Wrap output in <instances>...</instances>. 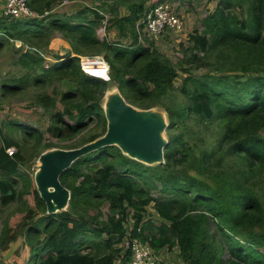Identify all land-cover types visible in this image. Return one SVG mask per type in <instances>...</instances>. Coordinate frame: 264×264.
I'll use <instances>...</instances> for the list:
<instances>
[{"label": "trees", "instance_id": "1", "mask_svg": "<svg viewBox=\"0 0 264 264\" xmlns=\"http://www.w3.org/2000/svg\"><path fill=\"white\" fill-rule=\"evenodd\" d=\"M63 1L28 0L36 17L0 16V49L13 40L28 45L18 58L25 73L7 78L0 101L28 87L61 83L67 89L36 93L35 100L50 114L47 131L52 136L66 140L82 135L69 148L106 133L102 100L112 84L139 108L162 103L170 119L168 131L182 128L171 132L164 163L147 165L114 145L77 159L60 177L71 191L68 210L49 214L22 167L30 155L40 156L56 144L45 142L35 126L4 123L0 202H22L23 217L15 226L9 219L3 223L0 264H128L131 250L120 246L128 238H139L158 254L179 248L182 264H264V0H208L216 1V7L203 29L190 34L180 68L137 30L148 9L161 0H103L71 15L55 12ZM122 8L128 13L122 14ZM106 13L121 36L131 35L128 44L99 38ZM58 35L71 49L46 64L39 51ZM73 53L103 55L110 80L85 73ZM201 68L206 72L200 76L192 72ZM92 70L107 76L103 64L94 63ZM179 70L187 74L180 88L187 101L173 109L166 102L177 89ZM59 98L64 111L57 110ZM203 124H213L211 138L203 147L191 144ZM9 147L15 148L13 155ZM155 190L160 194L154 195ZM30 194L34 206L26 199ZM151 203L160 218L156 222L144 220ZM19 237L26 240L20 251L26 258L3 261L2 253Z\"/></svg>", "mask_w": 264, "mask_h": 264}, {"label": "rangeland", "instance_id": "2", "mask_svg": "<svg viewBox=\"0 0 264 264\" xmlns=\"http://www.w3.org/2000/svg\"><path fill=\"white\" fill-rule=\"evenodd\" d=\"M103 0H74V1H66L64 0L63 3L59 2L55 8V12L60 14H75L78 10L86 7L91 6L95 7L100 5ZM6 0H0V16L4 15V6ZM166 4L170 7L172 13L177 15L180 19L181 26L180 27H167L164 32L154 35L148 34L146 29L141 27V25L137 24V30L139 36L145 40V38L153 41L155 45L159 48V50L168 56L174 64L180 68V63L184 58V54L186 53V49L190 47L189 36L191 33H194L196 30L201 31L203 29V22L206 16L212 12L216 7V1H208V0H161L151 9L157 5ZM151 5V2L148 4ZM149 8V9H150ZM122 14H127L128 11L126 8L121 9ZM38 15H33L36 17ZM32 17V16H27ZM112 16L106 13V17L102 25L98 28L97 34L100 39H107L109 41L120 42L122 44H128L131 41V35L128 34V37H123L120 35V30L117 26H113L110 18ZM11 19V18H10ZM144 20V18H143ZM142 20V21H143ZM13 40V39H11ZM71 49L70 44L60 35L56 36L54 39L51 40V44L48 48L44 49L43 52L46 56V64L52 65L55 63L56 57L65 55ZM24 52L22 49H18L15 44V40H13L10 44H7L2 49H0V93L2 92L1 86L7 80V78L22 76L25 73L24 68L18 63L19 56ZM76 56H79L77 53H73ZM72 54V55H73ZM73 55V56H74ZM100 63L101 62H95ZM94 73L96 70H92ZM194 73L200 76L202 73L206 72L204 68L201 69H193ZM180 76L175 80L176 90L172 92V96L170 100L166 102L168 106L173 107V109L179 107L183 103L187 101V99L183 96L180 91L182 86V82L184 77L187 76L186 73L179 70ZM75 86V85H74ZM67 89L66 87H62L61 83H56L49 87H41V86H32L28 87V89L24 93H8L6 96L2 97L0 101V128L3 130H7L4 126V123L10 121H19L21 124H29L39 128L43 131L45 135V142L51 141L54 142L56 145L52 149H71L67 145L73 142H76L81 138L82 135L75 137L74 139H66V140H59L52 136L48 131L47 128L51 125L52 120L50 118V114L45 110V108L37 103L35 100L36 93H54V89ZM63 90V91H64ZM118 93L117 84H112L106 90V93L103 97L102 104L104 107L107 106L111 96L113 94ZM59 97V96H58ZM57 97V98H58ZM65 104L61 102V98H59L57 103V110L64 111ZM153 111L163 114L165 122L167 124L166 129L163 132V137L169 140V136L173 131L174 134L178 133L182 127L179 129L168 131V125L170 123L169 115L166 110V107L161 104H157L153 107ZM188 124L194 125L195 129L196 126L192 122H188ZM93 126V124L91 125ZM213 124L208 126L203 124L198 131L195 133V138L189 140L191 144L194 142L199 146H205V140L211 138ZM86 130L83 131V133ZM81 133V134H83ZM15 136L20 139L22 135H20V131L15 132ZM3 135L0 137V145L3 144ZM122 151V150H121ZM30 155V153H29ZM129 156V155H128ZM40 156L30 155L29 161L27 166L22 167L24 172H30V176L34 179L35 182V174L38 171V166L40 164L39 158ZM130 157V156H129ZM34 158V159H33ZM132 158V157H130ZM33 159V160H32ZM24 179L19 178V186H22ZM160 185V184H159ZM37 186V185H36ZM160 187V186H159ZM154 195H159V190H155L153 192ZM27 201L31 206H34V199L33 196L27 195ZM69 205L63 208L60 211L68 210ZM23 205L22 202H14L9 206H4L0 202V231L3 226V223L6 219H9L10 224L15 226L18 222L21 221L23 214H22ZM104 211H107V206H104ZM154 220L155 222L160 220L157 215V212L154 208V204L151 203L147 206V213L145 215L144 220ZM134 223V219H131L126 227L130 231ZM134 238H128L124 241L122 246L127 249L128 241ZM26 240L24 237H19L16 241L10 244V247L2 253L3 261H12V262H19L26 258L24 252L20 253L21 250H25ZM23 248V249H22ZM87 250H90L88 248ZM22 255H25L24 259H22ZM160 260L161 262H165L168 264H182L183 260L180 255L179 248H164L160 252ZM228 252L225 253V258L228 257ZM27 258H29L27 253ZM120 262V261H118ZM130 264V263H128Z\"/></svg>", "mask_w": 264, "mask_h": 264}, {"label": "water", "instance_id": "3", "mask_svg": "<svg viewBox=\"0 0 264 264\" xmlns=\"http://www.w3.org/2000/svg\"><path fill=\"white\" fill-rule=\"evenodd\" d=\"M104 107V106H103ZM107 131L80 147L48 149L40 155L35 182L49 214L69 205L71 191L61 181L62 173L79 158L106 146H118L122 152L147 165L165 162L169 140L163 137L167 127L164 115L153 108L142 109L128 102L118 88L104 107Z\"/></svg>", "mask_w": 264, "mask_h": 264}, {"label": "built area", "instance_id": "4", "mask_svg": "<svg viewBox=\"0 0 264 264\" xmlns=\"http://www.w3.org/2000/svg\"><path fill=\"white\" fill-rule=\"evenodd\" d=\"M67 1V0H66ZM4 15L10 18H24L27 16L36 15L29 5L28 0H6L4 6ZM144 27L148 34L158 35L165 31L167 27H180V19L172 13L170 7L166 4H160L154 8L148 9L144 16ZM142 38V37H140ZM143 39V38H142ZM17 46H21L22 50L27 51L28 45L23 42H18ZM46 58L43 51H39ZM74 55V54H73ZM80 65L82 70L92 76L100 77L105 80H110V65L103 55H79ZM95 62H101L106 68L107 76L95 74L92 71ZM10 155L15 153L14 147L7 148ZM131 250L130 264H160V255L150 246V244L141 241L139 238L130 239L127 243Z\"/></svg>", "mask_w": 264, "mask_h": 264}, {"label": "crops", "instance_id": "5", "mask_svg": "<svg viewBox=\"0 0 264 264\" xmlns=\"http://www.w3.org/2000/svg\"><path fill=\"white\" fill-rule=\"evenodd\" d=\"M18 42L20 43V42H22V41H21V40H15V44H16V46H17ZM17 47L20 48V49H22L21 46H17ZM55 61H56V60H55Z\"/></svg>", "mask_w": 264, "mask_h": 264}]
</instances>
